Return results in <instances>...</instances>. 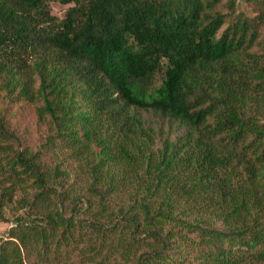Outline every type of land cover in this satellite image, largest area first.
Instances as JSON below:
<instances>
[{
    "label": "trees",
    "instance_id": "16d2710c",
    "mask_svg": "<svg viewBox=\"0 0 264 264\" xmlns=\"http://www.w3.org/2000/svg\"><path fill=\"white\" fill-rule=\"evenodd\" d=\"M0 99V264H264V0H0Z\"/></svg>",
    "mask_w": 264,
    "mask_h": 264
},
{
    "label": "rangeland",
    "instance_id": "374dc122",
    "mask_svg": "<svg viewBox=\"0 0 264 264\" xmlns=\"http://www.w3.org/2000/svg\"><path fill=\"white\" fill-rule=\"evenodd\" d=\"M71 6H65L59 3H51L52 15L58 20H63L67 11ZM241 11L248 12L251 14V8L242 5ZM161 83V78H156V85ZM1 100V99H0ZM3 108H10L9 116H13V128L20 133L26 143L34 149H39L45 142L47 133L44 129L37 127L34 110L31 106L24 104L12 105L8 101L2 103ZM50 161L55 164H61L64 170H66L70 176L69 183H74L77 189V194L88 197V184L90 182L89 173L85 167L83 161H78L72 152L64 146L60 145L56 150L49 153ZM114 198V197H113ZM129 198V194L115 195L113 203L119 205L122 202H126ZM119 203V204H118ZM19 217L16 212L9 211L7 214V223H0V240L8 238V232L15 227V218Z\"/></svg>",
    "mask_w": 264,
    "mask_h": 264
}]
</instances>
